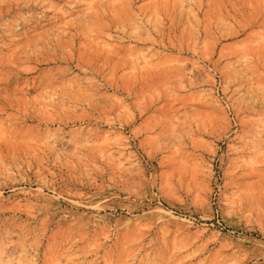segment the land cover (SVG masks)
I'll use <instances>...</instances> for the list:
<instances>
[{
	"label": "rangeland",
	"instance_id": "rangeland-1",
	"mask_svg": "<svg viewBox=\"0 0 264 264\" xmlns=\"http://www.w3.org/2000/svg\"><path fill=\"white\" fill-rule=\"evenodd\" d=\"M0 264H264V0H0Z\"/></svg>",
	"mask_w": 264,
	"mask_h": 264
}]
</instances>
